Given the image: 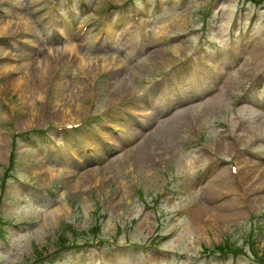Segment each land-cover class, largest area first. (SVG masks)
Segmentation results:
<instances>
[{
	"label": "rangeland",
	"instance_id": "rangeland-1",
	"mask_svg": "<svg viewBox=\"0 0 264 264\" xmlns=\"http://www.w3.org/2000/svg\"><path fill=\"white\" fill-rule=\"evenodd\" d=\"M13 1L22 9L0 18V35L32 30L41 38L36 49L0 45L4 58L0 92L9 102L6 110L0 97V264H76L81 258L85 264H99L101 253L118 259L116 264H155L157 258L166 264H253L258 259L255 251L264 255V165L246 154L238 159L239 177L229 166L204 175L214 159H230L243 148L264 150V143H256L258 138L264 140V108L231 104L264 70V0H177L155 15L150 40L142 41L136 25L127 21L111 49L95 46L96 34L90 28L82 34L80 25L85 20L98 22L102 7L119 0H88L85 8L78 9V21L67 39L48 35V11L38 12L48 0ZM241 3L247 13H260L253 35L244 43L230 31ZM217 6L223 7L222 14L213 12L203 29L204 12ZM185 31L186 37L181 35ZM203 35L221 45L208 50L215 68L226 73L221 88L207 96L203 83L198 87L187 83L189 95L194 91L203 95L168 117L155 110L158 114L148 120L155 126L149 131L128 127V141L134 143L122 153L107 158L100 140L87 143L55 133V139L73 142L83 158L78 162L67 156L62 161L57 144L41 137L40 145L32 147L24 140L25 135L39 138L51 124L84 119L92 110L90 96L97 108L133 93L141 98L143 92L155 91L157 102L165 104L161 80L175 60L194 50L200 40L207 41ZM231 46L239 54L232 62ZM41 62H47L46 72L39 71ZM16 85L21 88L11 97ZM183 110L185 115L180 114ZM242 119L248 123L237 130ZM153 133L157 135L152 139ZM193 138H203L205 144L192 143ZM140 143L148 149L145 154ZM33 186L53 187L57 193L51 198ZM190 203L195 205L192 210L172 222L171 215ZM175 226L177 234L163 243L169 255L174 253L171 257L156 253L154 241L177 230ZM225 243L227 253L214 254Z\"/></svg>",
	"mask_w": 264,
	"mask_h": 264
},
{
	"label": "bare ground",
	"instance_id": "bare-ground-1",
	"mask_svg": "<svg viewBox=\"0 0 264 264\" xmlns=\"http://www.w3.org/2000/svg\"><path fill=\"white\" fill-rule=\"evenodd\" d=\"M2 33H3V32H2ZM68 49H69V48H68ZM66 50H67V49H66ZM258 50H259V49H258ZM158 52H159V51H158ZM51 53H52V52H51ZM47 60H48V59H47ZM48 61H49V60H48ZM50 62H51V61H50ZM41 63H42L41 66H42L43 68L41 67V69H40L39 71H41V70H45V69H44V68H45V65L48 66L47 62H41ZM48 63H49V62H48ZM84 63H87V62L84 61ZM44 64H45V65H44ZM49 64H50V63H49ZM31 67H32V66H31ZM30 69H31V68H30ZM47 69H48V68H47ZM89 69H91V68H89ZM51 70H52V69H51ZM45 72H46V70H45ZM39 75H40V72H39ZM43 77H44V76H43ZM43 77H42V78H43ZM42 80H43V79H42ZM33 82H34V81H33ZM40 82H41V81H40ZM40 82H39V83H40ZM34 84H35V83H34ZM120 85H121V84H120ZM76 95H77V94H76ZM73 96H74V95H73ZM78 96H79V95H78ZM116 100H117V99H116ZM114 101H115V100H114ZM112 102H113V101H112ZM212 104H213V103H212ZM212 104H211V105H212ZM185 112H186V110H183V111L180 112V114L185 115ZM129 124H132V123H129ZM151 132H153V131H151ZM151 132H150V133H151ZM151 135H152V139H153L157 134L154 135V133H153V134H151ZM150 137H151V136H150ZM217 144H218V143H217ZM139 148L142 149V150H141V154H145V151L148 150V149L146 150L145 144H143V143H140V144H139ZM147 152H148V151H147ZM151 153H152V152H151ZM147 155H148V154H147ZM248 171H249V170H248ZM239 174H240V172H239Z\"/></svg>",
	"mask_w": 264,
	"mask_h": 264
},
{
	"label": "trees",
	"instance_id": "trees-1",
	"mask_svg": "<svg viewBox=\"0 0 264 264\" xmlns=\"http://www.w3.org/2000/svg\"><path fill=\"white\" fill-rule=\"evenodd\" d=\"M219 247H220L221 250H224L225 248H227V244H224V246L220 245Z\"/></svg>",
	"mask_w": 264,
	"mask_h": 264
}]
</instances>
